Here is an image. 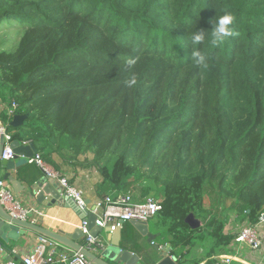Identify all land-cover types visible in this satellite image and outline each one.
Instances as JSON below:
<instances>
[{"label": "trees", "instance_id": "1", "mask_svg": "<svg viewBox=\"0 0 264 264\" xmlns=\"http://www.w3.org/2000/svg\"><path fill=\"white\" fill-rule=\"evenodd\" d=\"M225 10L238 35L206 38L197 65L191 33ZM4 26L21 31L0 45V95L27 116L7 126L13 141L50 165L53 153H91L100 198L161 200L155 242L174 254L202 229L228 245L230 216H264V0H0Z\"/></svg>", "mask_w": 264, "mask_h": 264}, {"label": "built area", "instance_id": "2", "mask_svg": "<svg viewBox=\"0 0 264 264\" xmlns=\"http://www.w3.org/2000/svg\"><path fill=\"white\" fill-rule=\"evenodd\" d=\"M18 103L10 100L9 103H4L0 100V138L3 140V149L0 160H12L14 153L10 148L13 142L11 135L6 128L9 125L16 110ZM6 121L2 120V117ZM22 145H28L27 142H21ZM28 165H34L43 174V182L56 184L62 197L71 199L80 209L86 208L87 213L95 216L94 226L102 230H110L111 232L122 228L123 224L131 221L149 222L153 220L161 210V200H154L153 198H146L143 202H134L131 195L118 194L114 197L107 196L98 199L93 204L86 205L82 190L71 185L66 177L60 176L55 171L51 170L43 161L39 153H35L30 159L26 160ZM26 202L25 200H23ZM22 200L17 198L11 185L5 181L0 180V207L7 213V215L15 220L21 222H29L36 224L44 214L32 206L26 205ZM264 224V216L261 215L256 224H244L240 227L233 238V243L243 244L251 249L253 252L260 251L262 247V238L259 231V226ZM87 222L81 220L78 229L83 238L81 245L88 252L97 254L102 246L105 244L104 239L99 236L92 237L87 228ZM62 245L50 240L46 237L39 236L37 243L32 252L24 256L18 264H93L79 251H74L68 247H64V251H60ZM5 248L0 242V255L4 254ZM4 264H16L13 261H6ZM206 264H245L244 262L232 257L221 256Z\"/></svg>", "mask_w": 264, "mask_h": 264}, {"label": "crops", "instance_id": "3", "mask_svg": "<svg viewBox=\"0 0 264 264\" xmlns=\"http://www.w3.org/2000/svg\"><path fill=\"white\" fill-rule=\"evenodd\" d=\"M66 154L68 153H53L50 157L52 165L47 164L44 160L43 161L51 170L55 171L60 176L66 177L71 185L82 190L84 199L88 204H93L98 199H102L96 193V186L101 182V176L98 170L94 166L86 165L85 163L84 165H81L79 163V156L74 158L71 154ZM90 160L91 158L89 161ZM85 161L87 160L85 159ZM17 165L18 168H16L15 171L10 172V177L19 184L18 186L16 185L15 188L11 185V188L17 198L26 201H23L24 204L32 206L44 214V217L38 220L37 225L53 232L60 231L68 235H73L78 229L81 218L72 209L66 207V205H52L50 207L40 205L35 197L29 194L28 189L35 182L43 178L42 172L36 166L28 165L24 160H20ZM4 173L5 171L0 168V180H3L2 177ZM19 185L23 188L21 192H19L21 189ZM138 196L139 195L136 194V197ZM230 217H232V219ZM230 217L227 220L223 232L225 235L232 237V241L228 245L224 247H216V245L213 244V241L207 238V235L204 234L203 229L201 228L202 232L198 233L197 238L190 246L183 249H175V254L174 252L172 254L179 258V260L182 261V264H206L221 256H232L245 264H264V224L259 226L262 247L260 251L255 253L243 244L233 243V238L237 231L242 225L247 224L248 222L244 221L239 223L235 216ZM194 219L198 221V228L202 227L201 221L197 218ZM152 223H155V220ZM150 228L151 224L149 223V229ZM124 232H126L131 239H134L140 244L141 252L134 250L132 244H128L131 247L130 250L137 254L139 258L151 259L155 257L154 250L151 247L148 248L146 246L147 243L145 239L140 237L130 225L125 226V224H123L121 230L122 237ZM39 236V234L33 231L26 230L24 235H18L15 241L3 238L2 241L5 245V252L0 255V264H4L6 261H13L16 264L20 263L24 256L32 252ZM98 236L100 239H104L108 243L109 236L104 230L101 231ZM76 242L82 245L84 241L81 237ZM155 243L160 245L157 242ZM63 248L64 247L61 246L60 251H64ZM138 264L148 263H142V261H140Z\"/></svg>", "mask_w": 264, "mask_h": 264}, {"label": "water", "instance_id": "4", "mask_svg": "<svg viewBox=\"0 0 264 264\" xmlns=\"http://www.w3.org/2000/svg\"><path fill=\"white\" fill-rule=\"evenodd\" d=\"M27 119L26 115L16 114L13 116L9 122V126L13 128L21 127L24 121ZM10 148L14 153L12 160H0V168H2L5 173L3 175V180L7 181L13 188L18 186V182L10 177V172L15 171L18 168V162L30 159L36 152V148L33 144L22 145L20 141L14 140L10 144ZM3 149V140L0 138V156ZM21 187V185H19ZM23 188L19 190L21 192ZM29 194L34 196L36 201L45 207H50L52 205L64 206L72 209L81 220L87 222V228L92 237H97L102 229L94 226L95 216L91 213H87L86 208L80 209L76 204L67 197H62L60 191L56 184L44 183L43 180H39L31 185L28 189ZM18 194V193H17ZM88 205V202H86ZM185 222L192 228L197 229L199 224L192 214H189ZM130 227L142 238L145 239L146 243L149 244L155 252V257L149 259L148 261L142 260L137 254L129 249V246L122 243L121 230L116 229L114 231L104 230L108 234V243L102 246L97 254H92L83 248L76 241L82 237L79 229H77L73 235H68L63 232H53L43 228L40 225L31 224L29 222H21L10 218L7 213L0 207V242L3 244V238L15 241L18 235H24L26 230L33 231L40 236L46 237L50 240L57 242L58 244L68 247L74 251H79L93 264H138L140 261L142 263L148 264H182L179 258L172 254V249L169 245L160 246L155 243L156 235L153 234L149 229V223L147 222H136L131 221L128 223ZM123 227V226H122Z\"/></svg>", "mask_w": 264, "mask_h": 264}, {"label": "clouds", "instance_id": "5", "mask_svg": "<svg viewBox=\"0 0 264 264\" xmlns=\"http://www.w3.org/2000/svg\"><path fill=\"white\" fill-rule=\"evenodd\" d=\"M236 23V16L231 11H223V14L215 16L210 21L211 28L206 33L201 30H196L191 33V43L193 49L191 57L197 65L207 67V58L202 52L196 47L202 44L207 38L213 47H217L223 44L229 37H235L238 33L235 31L234 25ZM128 64L131 66L135 64V60H129ZM128 87H132L137 83L136 77L132 76L125 82Z\"/></svg>", "mask_w": 264, "mask_h": 264}, {"label": "rangeland", "instance_id": "6", "mask_svg": "<svg viewBox=\"0 0 264 264\" xmlns=\"http://www.w3.org/2000/svg\"><path fill=\"white\" fill-rule=\"evenodd\" d=\"M20 36H21V31H19L17 28H7L6 26H4V27H2L1 29H0V45H5V47L6 46H8V45H10V46H12V45H16L17 44V42H18V40H19V38H20ZM0 100H2L4 103H9L10 102V98H9V96L7 95V94H1L0 95ZM9 124V123H8ZM65 153V152H64ZM69 154V153H68ZM68 154H66V155H68ZM80 160H79V163L81 164V165H84V163L86 164V162H88L89 161V159L91 158V160H92V158H93V156H92V154L91 153H87V155H81V156H79L78 157ZM85 159L87 160V161H85ZM90 160V161H91ZM136 194H138V193H136ZM147 198H149V196L147 197ZM204 203H205V205H207V203H208V200H207V198H205L204 199ZM231 219H232V217H230ZM154 221V219L153 220H150L148 223H150L151 224V228H150V231L152 232V233H154V229H152L153 227H152V225H154V223H152ZM155 234V233H154ZM156 235V234H155ZM134 240V239H133ZM162 246H164V245H162ZM132 247L134 248V250H136V251H138V252H141V248H140V244H138L137 242H134L133 244H132ZM151 247V246H150ZM152 248V247H151ZM142 260H149V258L147 259H143L142 258ZM182 262V261H181Z\"/></svg>", "mask_w": 264, "mask_h": 264}]
</instances>
